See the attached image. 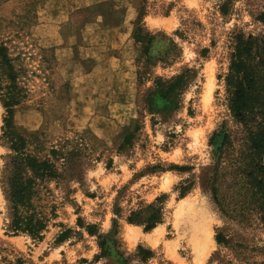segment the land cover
I'll use <instances>...</instances> for the list:
<instances>
[{
    "label": "rangeland",
    "instance_id": "rangeland-1",
    "mask_svg": "<svg viewBox=\"0 0 264 264\" xmlns=\"http://www.w3.org/2000/svg\"><path fill=\"white\" fill-rule=\"evenodd\" d=\"M220 2L0 0V44L26 90L14 123L50 143L89 138L99 155L81 182L38 188L34 203L47 218L40 240L5 230L0 188V264H264V220L253 210L241 220L222 215L191 177L210 161L212 131L233 126L223 81L228 35L261 31L254 16L264 0H233L226 15ZM184 69L182 90L160 97L156 80ZM2 114L0 105V126ZM6 152L0 143V169ZM186 178L194 182L179 197ZM227 194L222 184L218 195ZM140 203L161 207L154 228L125 221ZM218 231L224 244L214 240Z\"/></svg>",
    "mask_w": 264,
    "mask_h": 264
},
{
    "label": "trees",
    "instance_id": "trees-1",
    "mask_svg": "<svg viewBox=\"0 0 264 264\" xmlns=\"http://www.w3.org/2000/svg\"><path fill=\"white\" fill-rule=\"evenodd\" d=\"M232 1L221 0L218 12L226 15ZM254 19L261 25L260 32L233 30L228 35V64L223 81L226 109L233 126L227 127L223 121L218 130L212 131L207 142L211 147L210 161L199 174L191 175L198 179L201 190L208 194L222 215L237 220H241L247 210L255 211L258 218L264 220V9ZM140 28L138 24L133 29L136 41L141 37ZM148 35L142 46L143 54L151 37ZM17 75L7 47L0 44V105L3 109L0 143L7 150L0 169L7 220L5 230L13 234L26 233L40 240L47 218L34 203L38 188L51 181L58 186L81 182L85 169L99 155L95 156L94 148L86 144L90 139L80 135L50 143L42 132L25 134L20 130L13 121V111L25 97L26 90L18 82ZM188 77V69H184L170 79L158 78L159 96L168 98L178 94ZM128 137L129 134L124 136L123 141ZM110 163L108 159L106 167ZM171 167L178 171L191 169L186 165L173 164ZM193 182L191 178L179 182L176 185L178 196L182 197ZM222 184L228 194L221 199L218 191ZM154 201L159 202L160 196ZM160 214L158 204L140 203L129 210L125 221L141 223L146 231L159 222ZM91 227L87 228L89 234L93 233ZM214 240L217 244L226 242L219 231ZM98 246L103 248V240Z\"/></svg>",
    "mask_w": 264,
    "mask_h": 264
},
{
    "label": "crops",
    "instance_id": "crops-1",
    "mask_svg": "<svg viewBox=\"0 0 264 264\" xmlns=\"http://www.w3.org/2000/svg\"><path fill=\"white\" fill-rule=\"evenodd\" d=\"M62 1H64V0H47V2H50V3L54 4L55 6H61L62 3L66 7H76V6H79L81 4H85L84 3L85 0H65L64 2H62Z\"/></svg>",
    "mask_w": 264,
    "mask_h": 264
},
{
    "label": "bare ground",
    "instance_id": "bare-ground-1",
    "mask_svg": "<svg viewBox=\"0 0 264 264\" xmlns=\"http://www.w3.org/2000/svg\"><path fill=\"white\" fill-rule=\"evenodd\" d=\"M186 206V205H185Z\"/></svg>",
    "mask_w": 264,
    "mask_h": 264
}]
</instances>
